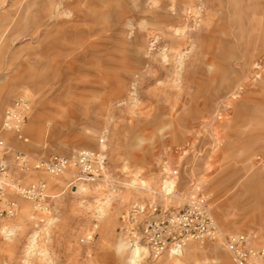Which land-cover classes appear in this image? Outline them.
<instances>
[{
    "label": "rangeland",
    "instance_id": "rangeland-1",
    "mask_svg": "<svg viewBox=\"0 0 264 264\" xmlns=\"http://www.w3.org/2000/svg\"><path fill=\"white\" fill-rule=\"evenodd\" d=\"M18 97L30 111L25 140L2 132L12 149L106 165L91 183L29 172L48 209L18 199L0 264H130V205L197 192L221 231L264 246V0H0V126ZM141 247L135 264H234L219 241Z\"/></svg>",
    "mask_w": 264,
    "mask_h": 264
},
{
    "label": "built area",
    "instance_id": "built-area-1",
    "mask_svg": "<svg viewBox=\"0 0 264 264\" xmlns=\"http://www.w3.org/2000/svg\"><path fill=\"white\" fill-rule=\"evenodd\" d=\"M29 111V100L18 97L3 112L0 126V222L18 213V199L31 202L35 209H48L46 182H23L33 170L44 171L55 178L73 168L74 183L95 182L105 170L106 157L101 151L81 149L69 155L35 158L12 149L2 138V132H13L16 139L25 140L23 125ZM121 219L126 239L145 247L153 258L167 251L180 252L191 240L221 242L234 264H251L264 258V246L254 245L251 235L226 234L220 230L208 200L201 192L191 195L181 207L164 206L156 201L134 202ZM92 236L88 233L86 239L90 240Z\"/></svg>",
    "mask_w": 264,
    "mask_h": 264
},
{
    "label": "bare ground",
    "instance_id": "bare-ground-1",
    "mask_svg": "<svg viewBox=\"0 0 264 264\" xmlns=\"http://www.w3.org/2000/svg\"><path fill=\"white\" fill-rule=\"evenodd\" d=\"M36 76V75H34ZM38 76V75H37ZM38 82V81H37ZM142 247L140 245H134L130 252L129 262L135 264L137 258L140 256Z\"/></svg>",
    "mask_w": 264,
    "mask_h": 264
}]
</instances>
